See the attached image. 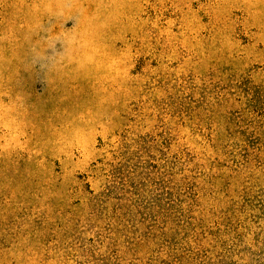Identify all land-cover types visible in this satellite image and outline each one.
I'll return each mask as SVG.
<instances>
[{
	"label": "rangeland",
	"instance_id": "rangeland-1",
	"mask_svg": "<svg viewBox=\"0 0 264 264\" xmlns=\"http://www.w3.org/2000/svg\"><path fill=\"white\" fill-rule=\"evenodd\" d=\"M0 264H264V0H0Z\"/></svg>",
	"mask_w": 264,
	"mask_h": 264
}]
</instances>
